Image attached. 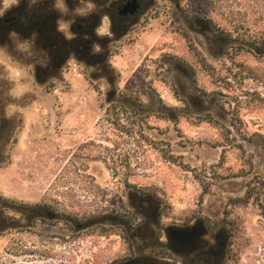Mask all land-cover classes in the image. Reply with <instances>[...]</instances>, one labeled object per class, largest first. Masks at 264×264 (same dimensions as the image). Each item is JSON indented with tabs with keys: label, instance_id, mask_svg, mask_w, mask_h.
<instances>
[{
	"label": "rangeland",
	"instance_id": "1",
	"mask_svg": "<svg viewBox=\"0 0 264 264\" xmlns=\"http://www.w3.org/2000/svg\"><path fill=\"white\" fill-rule=\"evenodd\" d=\"M48 1L68 38L108 5ZM19 2L0 0V16ZM144 5L110 60L134 109H109L107 80L99 93L85 79L103 76L95 68L72 58L40 84L46 57L31 40L0 45V195L88 226L0 236V264H178L202 239L224 248L220 264H264V0ZM98 34L111 35L108 17ZM138 189L151 199L145 218L132 215ZM113 215L124 223L94 220ZM194 227L191 244L170 249Z\"/></svg>",
	"mask_w": 264,
	"mask_h": 264
},
{
	"label": "trees",
	"instance_id": "2",
	"mask_svg": "<svg viewBox=\"0 0 264 264\" xmlns=\"http://www.w3.org/2000/svg\"><path fill=\"white\" fill-rule=\"evenodd\" d=\"M105 1L108 2V4L110 2V0ZM124 1L125 0H117L110 2L112 9L116 10L115 14L112 16L113 23L111 25L110 36L98 34L102 18L106 15L104 11L101 13H93L83 18L85 23L82 22L80 27H78L79 24H74L72 26V36L68 38L58 29L57 23L59 15L54 10L51 8L42 9L40 7L29 6L26 3H23L21 7L16 10L15 19L11 22L8 31L15 33L20 39L27 41L31 40L35 47L45 54V66H37L35 69V77L40 84L57 81L58 71L65 68L69 60L74 58L80 65L95 68L103 73V76H88L87 73H85V79L99 93L101 92L96 83L102 79L107 80L110 85V91L106 96L109 109H115L116 107L123 108L124 110H127V107L134 109L136 106L132 104L130 94L119 90L118 80L120 78V73L110 63L111 58L120 53V48L123 46L121 38L128 33L127 27L117 23L119 19L117 6ZM142 1L143 5L145 4L144 7H150L152 5V0ZM194 18H200V16H194ZM53 85L54 84L48 87L49 91ZM118 98H120V100H117ZM1 120L3 124L6 122L3 119ZM136 191L137 192H131L130 201L133 205L135 200H138L137 204L140 210H138L137 213H132V215L145 218V207L151 200L149 199V192L145 189H138ZM137 193L142 196L138 197L134 195ZM152 195L159 203H162L156 194ZM17 214L20 215V218L26 217V224H23L16 218ZM161 215L162 213L160 217ZM94 220H96V222L100 220L101 222H105V224L108 222H113V224L124 223L121 215L104 216ZM70 221L74 222L77 227L81 225L85 228L87 225V223H82L76 218H71L57 210H52L48 206L45 207L41 204L18 202L0 195V236L28 230L31 227H35L40 222L56 224L59 222L69 223ZM92 223L91 221L88 224L93 225ZM146 223L147 222L144 221L141 225ZM196 229L197 228L194 227L191 231L185 229L177 230L176 234L172 235V240L169 245L170 249L175 250L184 243H187L186 245L191 244V239L194 237ZM230 232L232 233L231 230ZM136 237L138 238L139 236ZM122 264H136V261H128Z\"/></svg>",
	"mask_w": 264,
	"mask_h": 264
},
{
	"label": "flooded vegetation",
	"instance_id": "3",
	"mask_svg": "<svg viewBox=\"0 0 264 264\" xmlns=\"http://www.w3.org/2000/svg\"><path fill=\"white\" fill-rule=\"evenodd\" d=\"M117 1V0H110ZM133 0H125L119 6H117L118 12V21L117 23L121 26L127 27L129 31L133 25V20L138 16L143 6L142 0H136L139 4V11L135 15L125 14L123 13L125 5ZM107 5V8L104 10V17H108L110 21V28L113 23L112 16L115 14V9H112L111 4ZM23 3H26L29 6L40 7L42 9H52L53 4L46 1L38 2L37 0H20L19 4L12 9L9 10L5 16H0V45H8L10 44V38L12 35L17 36L15 33L8 31V28L11 26V22L15 19L16 10L21 7ZM10 15V16H9ZM92 15V14H91ZM59 21V20H58ZM81 22L85 23L82 19ZM81 25L79 24L78 27ZM18 37V36H17ZM205 236L208 235L207 231L203 233ZM224 248H219L218 245H215L213 242L208 241L207 239H202L199 243L195 244V246H188L186 248H181L179 250V256L181 258V262L178 264H220L223 258Z\"/></svg>",
	"mask_w": 264,
	"mask_h": 264
},
{
	"label": "water",
	"instance_id": "4",
	"mask_svg": "<svg viewBox=\"0 0 264 264\" xmlns=\"http://www.w3.org/2000/svg\"><path fill=\"white\" fill-rule=\"evenodd\" d=\"M139 11V4L136 0L128 2L123 10V13L135 15Z\"/></svg>",
	"mask_w": 264,
	"mask_h": 264
}]
</instances>
